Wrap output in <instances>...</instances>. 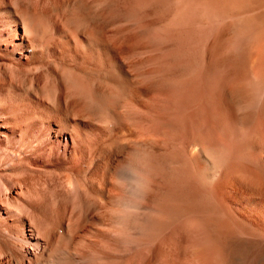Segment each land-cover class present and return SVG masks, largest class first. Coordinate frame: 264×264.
<instances>
[{
  "label": "bare ground",
  "instance_id": "1",
  "mask_svg": "<svg viewBox=\"0 0 264 264\" xmlns=\"http://www.w3.org/2000/svg\"><path fill=\"white\" fill-rule=\"evenodd\" d=\"M0 264H264V0H0Z\"/></svg>",
  "mask_w": 264,
  "mask_h": 264
}]
</instances>
